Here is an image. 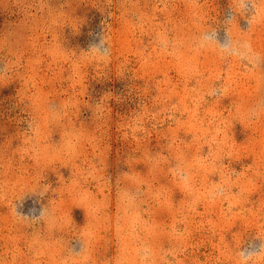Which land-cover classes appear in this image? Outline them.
<instances>
[{
    "label": "rangeland",
    "instance_id": "obj_1",
    "mask_svg": "<svg viewBox=\"0 0 264 264\" xmlns=\"http://www.w3.org/2000/svg\"><path fill=\"white\" fill-rule=\"evenodd\" d=\"M253 2L0 0V264H264Z\"/></svg>",
    "mask_w": 264,
    "mask_h": 264
},
{
    "label": "clouds",
    "instance_id": "obj_2",
    "mask_svg": "<svg viewBox=\"0 0 264 264\" xmlns=\"http://www.w3.org/2000/svg\"><path fill=\"white\" fill-rule=\"evenodd\" d=\"M237 5L239 6L241 12H243L245 14H249V13H251L253 15L255 14V5H254L253 0H237ZM232 18H233V13L231 10H229V12L226 16V19L231 20ZM202 39L205 43H209L212 40V34H205ZM93 47L96 49H102V47H103L102 38H101V40L98 41V43L96 45H93ZM220 47H221V50L223 52H225L226 54H232L234 52L239 54L237 52V50L233 47L231 41L228 39H225L223 42H220ZM243 47L247 49L250 46L245 44V45H243ZM253 114L255 115V112ZM42 215L43 214L41 213V216ZM25 218L26 219L30 218L32 220H38L41 217H25ZM260 252H261L260 247H255L251 250L242 249L240 252V258L242 259L243 264H249V261H251L253 257L259 256Z\"/></svg>",
    "mask_w": 264,
    "mask_h": 264
}]
</instances>
